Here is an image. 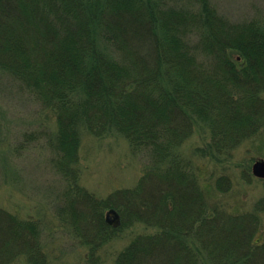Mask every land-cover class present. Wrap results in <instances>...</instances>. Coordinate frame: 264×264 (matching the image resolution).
<instances>
[{
  "label": "trees",
  "instance_id": "16d2710c",
  "mask_svg": "<svg viewBox=\"0 0 264 264\" xmlns=\"http://www.w3.org/2000/svg\"><path fill=\"white\" fill-rule=\"evenodd\" d=\"M0 69L55 115L46 137L65 182L55 210L87 248L83 264H105L104 246L137 224L157 231L138 233L113 264H264V199L252 212L209 210L179 153L197 123L210 132L202 156H232L264 132V15L234 20L213 0H0ZM83 129L117 132L148 157L136 185L105 197L83 187ZM41 228L0 206V264H47Z\"/></svg>",
  "mask_w": 264,
  "mask_h": 264
},
{
  "label": "rangeland",
  "instance_id": "374dc122",
  "mask_svg": "<svg viewBox=\"0 0 264 264\" xmlns=\"http://www.w3.org/2000/svg\"><path fill=\"white\" fill-rule=\"evenodd\" d=\"M213 2L234 20L264 15V0ZM56 126L54 113L43 108L30 92L20 88L18 81L0 69V206L40 223L47 264H83L87 248L75 240L70 226L57 217L55 210L65 182L51 165L52 150L46 132H54ZM28 133L35 134V140L24 142L23 136ZM81 137L80 183L96 195L105 197L116 189L132 187L146 171L148 157L133 154L123 135L110 132L94 136L83 129ZM209 140L208 127L197 123L192 136L179 148L180 154L193 160L207 193L209 210L221 206L233 213L252 212L256 203L264 199V178H258L252 171L254 162L264 159V132L241 144L227 157L195 152L198 147L206 148ZM221 176L227 178L229 186L223 192L215 186ZM259 217L261 223L256 236L262 239L264 207ZM156 231L142 224L125 229L102 249L105 264H113L118 253L138 233ZM11 264L30 263L21 256Z\"/></svg>",
  "mask_w": 264,
  "mask_h": 264
},
{
  "label": "water",
  "instance_id": "95a60500",
  "mask_svg": "<svg viewBox=\"0 0 264 264\" xmlns=\"http://www.w3.org/2000/svg\"><path fill=\"white\" fill-rule=\"evenodd\" d=\"M253 174L258 178H264V159H258L254 162L252 167ZM106 218L108 222L117 226L119 223V216L117 212L113 209L109 210Z\"/></svg>",
  "mask_w": 264,
  "mask_h": 264
}]
</instances>
